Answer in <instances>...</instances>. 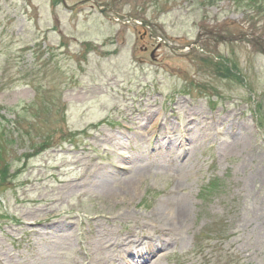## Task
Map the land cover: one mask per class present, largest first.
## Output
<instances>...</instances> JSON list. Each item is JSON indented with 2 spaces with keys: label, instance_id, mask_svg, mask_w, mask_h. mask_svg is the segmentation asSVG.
Returning a JSON list of instances; mask_svg holds the SVG:
<instances>
[{
  "label": "rangeland",
  "instance_id": "obj_1",
  "mask_svg": "<svg viewBox=\"0 0 264 264\" xmlns=\"http://www.w3.org/2000/svg\"><path fill=\"white\" fill-rule=\"evenodd\" d=\"M64 1L82 5L0 0V264H264L262 8ZM188 114L192 142L164 149L189 172L173 232L150 213L181 195L175 172L126 203L106 187L190 136Z\"/></svg>",
  "mask_w": 264,
  "mask_h": 264
},
{
  "label": "bare ground",
  "instance_id": "obj_2",
  "mask_svg": "<svg viewBox=\"0 0 264 264\" xmlns=\"http://www.w3.org/2000/svg\"><path fill=\"white\" fill-rule=\"evenodd\" d=\"M175 118L177 119V117ZM190 118H191V114H188L187 117L184 116V119H185L184 129L185 131H190V136L183 137V140L181 139L179 140L177 138H174L173 136H169V137L166 136L158 140L157 143L159 147L156 150H154L155 154H153V156L150 157L152 159V162L153 160L157 161L154 166L139 167V165L136 166L135 164H132L131 165L132 173L128 179H125L122 181L120 180L112 181V183H110L111 186L109 185V188L106 187V189L109 191H112L113 192L112 194L117 193L116 195L118 197H122V200H124L125 203L127 201H130L131 195L135 192L136 187L139 185V183L143 181V178H145L146 175L148 176L159 175L161 169L165 166V161H163V159L160 158L166 152L164 150L165 148H168V147L173 148L174 146L181 147L183 146V143L185 146L186 145L185 143L192 142V139H194L193 137H195L194 136L195 134H192V131L194 132L196 131V125L192 123L193 120ZM167 123L171 125L175 124V122H172V121H167ZM196 124L202 125L200 123H196ZM160 143L165 144V145L161 146ZM178 152H179L178 157H180L181 155L182 156L184 155L183 151H178ZM186 169L187 168H184L180 166L179 164H176L174 166V169L172 170L173 172L176 173L175 175L178 176V178H180L179 182L176 183L175 191L182 190L181 195H178L171 200H166L158 204V206L156 208H153V210L150 213V215L152 216L154 220L160 223L164 221L167 225H169L170 230L173 232H180L184 230V226L189 216V211H190L189 205L191 201L187 195L189 194V192L186 193L187 186H186L185 180L188 178V174H189L188 170ZM122 205H126V204H124L123 202ZM100 245L101 244H99V247ZM94 246H95L94 248H96V243L94 244ZM134 246L135 244L131 243V247H134ZM136 246L137 248H140L139 246H141L143 249L146 250V248L150 246V242L149 243L140 242L139 245H136ZM127 260L129 259L124 258L125 262H123L122 264H126ZM151 264H158V263L151 262Z\"/></svg>",
  "mask_w": 264,
  "mask_h": 264
},
{
  "label": "trees",
  "instance_id": "obj_3",
  "mask_svg": "<svg viewBox=\"0 0 264 264\" xmlns=\"http://www.w3.org/2000/svg\"><path fill=\"white\" fill-rule=\"evenodd\" d=\"M261 0H246L247 4L252 7L254 5H257L262 8V11H264V0L263 4L259 3Z\"/></svg>",
  "mask_w": 264,
  "mask_h": 264
},
{
  "label": "water",
  "instance_id": "obj_4",
  "mask_svg": "<svg viewBox=\"0 0 264 264\" xmlns=\"http://www.w3.org/2000/svg\"><path fill=\"white\" fill-rule=\"evenodd\" d=\"M220 39L223 40L224 38L222 36H220ZM238 38H226L227 41H232V40H237Z\"/></svg>",
  "mask_w": 264,
  "mask_h": 264
}]
</instances>
